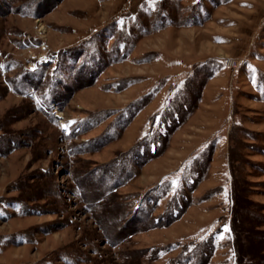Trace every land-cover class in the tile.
Listing matches in <instances>:
<instances>
[{
    "label": "rangeland",
    "instance_id": "374dc122",
    "mask_svg": "<svg viewBox=\"0 0 264 264\" xmlns=\"http://www.w3.org/2000/svg\"><path fill=\"white\" fill-rule=\"evenodd\" d=\"M0 66V264H264V0H0Z\"/></svg>",
    "mask_w": 264,
    "mask_h": 264
},
{
    "label": "crops",
    "instance_id": "0c3cea01",
    "mask_svg": "<svg viewBox=\"0 0 264 264\" xmlns=\"http://www.w3.org/2000/svg\"><path fill=\"white\" fill-rule=\"evenodd\" d=\"M225 96V95H224ZM205 98V96H203ZM206 99V98H205ZM201 105H199L197 112L199 111V109H201L200 107ZM195 113L191 116H195ZM140 130H131L129 133L127 132V134L124 137V141L126 142H131L134 141V139H136L138 137L137 133L140 134ZM174 145H172L168 150H166V153L159 157L158 159H154V160H150L148 162H146L142 167H141V171H140V177H141V183L147 184L150 183L152 180L156 179H160L163 176L167 175L168 173L171 172H176L178 171L175 170L176 168H174L175 166H178V162L180 161L179 155L181 153H184L187 151V149H181V148H173ZM167 159H169V161H167Z\"/></svg>",
    "mask_w": 264,
    "mask_h": 264
},
{
    "label": "snow or ice",
    "instance_id": "6c2138e0",
    "mask_svg": "<svg viewBox=\"0 0 264 264\" xmlns=\"http://www.w3.org/2000/svg\"><path fill=\"white\" fill-rule=\"evenodd\" d=\"M0 67H3V66H0Z\"/></svg>",
    "mask_w": 264,
    "mask_h": 264
}]
</instances>
